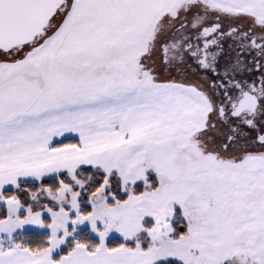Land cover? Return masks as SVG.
Wrapping results in <instances>:
<instances>
[{"label": "snow or ice", "instance_id": "6c2138e0", "mask_svg": "<svg viewBox=\"0 0 264 264\" xmlns=\"http://www.w3.org/2000/svg\"><path fill=\"white\" fill-rule=\"evenodd\" d=\"M0 264H264V0H0Z\"/></svg>", "mask_w": 264, "mask_h": 264}]
</instances>
